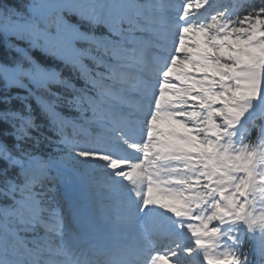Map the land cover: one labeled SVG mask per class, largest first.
<instances>
[{"label": "snow or ice", "instance_id": "6c2138e0", "mask_svg": "<svg viewBox=\"0 0 264 264\" xmlns=\"http://www.w3.org/2000/svg\"><path fill=\"white\" fill-rule=\"evenodd\" d=\"M254 3L31 0L16 19L0 0L6 46L26 40L83 82L18 47L13 67L0 64L5 92L27 91L22 110L0 111L14 129L11 146L0 142V264H264V0ZM45 128L63 154L41 160L29 147ZM53 170L104 192L102 236L66 228L44 191Z\"/></svg>", "mask_w": 264, "mask_h": 264}, {"label": "trees", "instance_id": "16d2710c", "mask_svg": "<svg viewBox=\"0 0 264 264\" xmlns=\"http://www.w3.org/2000/svg\"><path fill=\"white\" fill-rule=\"evenodd\" d=\"M4 3L10 4L13 6L14 12H19L21 14H24L26 12V6L28 3V0H4ZM261 6V0H255L254 7H260ZM9 44L13 47H8L3 42V37L0 36V64L6 65L8 67L14 66V61L20 59V54L17 53L14 48L18 47L23 49L25 52L28 53L29 56L32 57L33 60H35L37 63H40L43 67H55L58 72L62 74L63 77H72L73 83L76 84L77 87H81L83 82L79 79L75 78L74 73H72L69 66L62 64L60 60H57L53 57H46L43 52H41L38 49H34L32 47H29V44L26 40H18L15 37H11L9 39ZM25 67H30L27 63H25ZM26 85L28 87H31V85H28V82L25 81ZM58 86L53 85V90H57ZM7 95L11 97L10 102L7 104L2 102L3 97ZM19 95L27 96V91L24 89H19L15 87H11L5 92L3 81L0 80V111H2L5 108L12 109V110H22L23 109V98L18 97ZM29 103H31L32 108L35 110L34 115L37 117V122H42L43 118L39 115V109L37 107L36 101L30 100ZM62 115L65 116H74L75 113H69V111L65 108L59 109ZM13 128L10 124H5L3 122H0V142H4L11 146L14 143V139L12 136ZM255 133H253L254 137ZM58 137L55 135L54 132H52L51 128H45L43 134L41 135V138L39 142L33 141L32 144L34 147H29V151L36 155H45L47 157H55L56 152L58 151V145L56 143V140ZM55 152V153H54ZM0 167H3V164H0ZM17 172V169H13L9 172L10 177H15V174ZM10 201H6L3 198H0V204H7Z\"/></svg>", "mask_w": 264, "mask_h": 264}, {"label": "rangeland", "instance_id": "374dc122", "mask_svg": "<svg viewBox=\"0 0 264 264\" xmlns=\"http://www.w3.org/2000/svg\"><path fill=\"white\" fill-rule=\"evenodd\" d=\"M30 2H31V0H28V3H30ZM27 16H28V9L26 6V12L24 14L16 12L15 18L16 19H22V18H26ZM2 24H3L2 13H0V25H2ZM99 34H100V32L97 31V35H99ZM29 47H31V46L29 45ZM55 59H57V58H55ZM57 60H60V59H57ZM60 61H62V60H60ZM61 63L64 64L63 61ZM48 68L57 71L55 67L50 66ZM18 97L24 98L25 96L19 95ZM17 124H19L18 121H17ZM62 154H63L62 152H58V153L56 152L55 157H59ZM34 155L41 160H47L49 158L45 155H36V154H34ZM17 171H18V169H17ZM49 175H50V179H49V181L46 182V187L44 189V191L47 193L46 198L50 201L51 207L59 208L62 211L63 216H64V223H65V226L67 228L68 226H72V218H71V214H70L71 211L68 209V197L66 196L67 192H65V191L66 190L69 191V190L74 189L76 187V183H75L76 181H75V179L74 180L73 179L68 180L67 178L62 179L57 174V172L55 170L51 171ZM49 189H53V191H49ZM86 190H88L91 193L94 200L96 198L98 199L100 197L104 201L102 203L101 202L94 203V205H92L91 208L90 207L87 208L88 209L87 211H85L87 205H82L80 210H82V213L84 214V216H87V217L90 216L89 212L92 210H97V209L98 210H105L106 200L104 198V192L98 188L97 189H89L88 186L85 184L83 192H86ZM68 193H71V192L69 191ZM95 196H97V197H95ZM4 205L5 204L2 203V204H0V207H3ZM92 218H90V219L93 221L94 218L93 219ZM99 221L102 224L101 217L99 218ZM102 230H103V227H102ZM22 235H26V234L22 233ZM245 247H247V245H245Z\"/></svg>", "mask_w": 264, "mask_h": 264}, {"label": "bare ground", "instance_id": "6f19581e", "mask_svg": "<svg viewBox=\"0 0 264 264\" xmlns=\"http://www.w3.org/2000/svg\"><path fill=\"white\" fill-rule=\"evenodd\" d=\"M75 179V183H76V187L72 190H69L71 193H68L69 191H65L66 196L68 197V207L70 208L69 210L72 211L71 212V216L72 219L74 221H79L82 224V231L85 233H91L92 234V228H99L101 227V223L99 221V218L102 216V214L105 212V210H92L89 212L90 217L94 218L93 221L88 220L86 217H84L81 213L82 210L78 209L79 207L81 208L82 205H87L86 206V210L87 211L88 207H92V205H94V203L97 202H103L104 200L102 198L97 199H93L91 193L86 190V192H83V189L85 187V183L80 180L79 178H74ZM73 179V180H74ZM97 197V196H95ZM75 199L76 203L73 204L71 202V200ZM78 209V210H77ZM69 213V212H68Z\"/></svg>", "mask_w": 264, "mask_h": 264}]
</instances>
